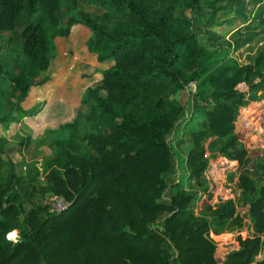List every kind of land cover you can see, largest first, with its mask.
Returning a JSON list of instances; mask_svg holds the SVG:
<instances>
[{"label":"trees","instance_id":"obj_1","mask_svg":"<svg viewBox=\"0 0 264 264\" xmlns=\"http://www.w3.org/2000/svg\"><path fill=\"white\" fill-rule=\"evenodd\" d=\"M220 1L107 0L90 15L76 0H0V144L23 137L27 152L45 144L43 179L70 203L51 213L21 143L10 144L0 175V264H174L168 243L176 264H264V186L239 174L230 198L206 192L214 159L245 157L234 122L264 88V52L251 64L232 58L239 36L226 39L236 22L218 23ZM207 8L212 16L196 25ZM77 27L89 32L94 64L71 71L55 59ZM96 76L107 91L81 88L71 116L34 126L51 91ZM241 84L248 90L234 91ZM7 89L18 94L17 116L4 113ZM209 143L216 151L207 158ZM174 161L180 180L168 203L164 175ZM248 218L253 236L238 234L239 249L219 262L211 234L243 230Z\"/></svg>","mask_w":264,"mask_h":264},{"label":"rangeland","instance_id":"obj_2","mask_svg":"<svg viewBox=\"0 0 264 264\" xmlns=\"http://www.w3.org/2000/svg\"><path fill=\"white\" fill-rule=\"evenodd\" d=\"M105 1L107 0H76V4L87 14L95 15L99 13V7L102 6ZM217 8L222 9L216 14L218 23H223L228 19H234L236 22V27L232 31L224 33L226 39L232 42L233 39L231 36L233 34L239 36L238 47L235 48L232 58L241 65L253 63L258 54L262 51L264 52V0H221L217 3ZM212 14V9H204L196 16L194 23L200 26L210 18ZM238 16L246 17L248 20L243 23ZM21 30L22 27H19L17 33L20 39H22L19 34ZM218 30H220V28ZM88 36L89 32L86 29L77 27L69 38L60 40L55 63L71 71L74 69H81L87 64H94L84 45V41ZM93 84L96 85V88L101 92H105L109 89L108 83L104 81L101 76L86 80H73L68 85L55 88L48 94L50 103L44 108L42 117L37 120L34 126H42L47 122H60L63 118L71 116L72 104L78 103L81 100V88ZM248 88L249 86L247 84H241L234 88V91H246ZM17 95L16 92L9 89L3 91L2 100L5 103V114L10 111L13 112L15 116L19 114L17 110H14L15 96ZM256 97V103L250 108L243 110L234 122V132L239 136L242 149L246 152V155L243 159H236L230 164L229 170L232 172H230L227 177H229L228 179L231 181V190H228V196L229 194L232 196L231 193L239 174L250 178L254 183V187L257 189L264 186V88L257 92ZM29 105L30 103L26 102L22 106L23 108H28ZM186 116L187 112L184 113L183 118ZM97 121L98 117L92 120L94 124H96ZM175 133L176 130L169 135V138H173ZM213 141L215 142L216 139ZM13 142L21 143V155L23 156V162L29 167V175L35 177L38 190L43 198L50 201L53 196L51 194V188L48 187L43 178L45 176V162L51 158V152L48 151L45 144L42 148L32 146L27 152L25 151V138L23 137L1 143L0 159L2 158L3 160L0 161V175L3 176L5 170L4 165L6 163L5 156H3L2 152ZM207 150V158H210L216 151L210 149V143L207 144ZM212 165L213 164H211V166ZM52 169L60 172V168L56 165H52ZM164 179L167 182L168 188L164 193L162 201L169 203L170 198L176 191V185L180 180L176 161L173 162L172 168L164 175ZM208 184L209 187L206 189V192L211 188L214 191V198L216 200L217 189H215L213 183L211 184L208 182ZM217 199L223 201V199L219 197ZM205 204L206 199L204 197L197 204L195 209L197 215L202 214ZM162 216H166V214H162ZM250 220L249 218L247 219L246 226L251 225L249 223ZM155 227L160 228L161 225L156 224ZM240 233L239 235L245 237L244 231ZM15 238L16 232H11L8 235V240L10 241H13ZM167 249L171 260L176 264V248L172 246Z\"/></svg>","mask_w":264,"mask_h":264},{"label":"built area","instance_id":"obj_3","mask_svg":"<svg viewBox=\"0 0 264 264\" xmlns=\"http://www.w3.org/2000/svg\"><path fill=\"white\" fill-rule=\"evenodd\" d=\"M189 88L193 92L196 91L195 84L189 85ZM231 163L232 161H227L224 158L219 156L212 161L213 165L210 166V168L208 169V172L206 171L205 173L207 176L208 182H210L211 184L213 183L215 189H217L216 201H219V199H217L218 197L223 200H226L228 197H231L230 194L228 196V190H231L230 188L231 181L230 179H228L229 177H227L229 173L231 172V170H229ZM50 203H51L50 210H51V213L53 214H61L64 211H66L70 206V203L68 201L56 195L51 197Z\"/></svg>","mask_w":264,"mask_h":264},{"label":"crops","instance_id":"obj_4","mask_svg":"<svg viewBox=\"0 0 264 264\" xmlns=\"http://www.w3.org/2000/svg\"><path fill=\"white\" fill-rule=\"evenodd\" d=\"M249 223L253 224V219L249 221ZM246 226L243 230H238L236 233H221L219 235H216L214 233L211 234V237L216 243L217 253H216V259L219 262H222L224 258L228 256L233 251H236L239 249V243L237 241L238 234H241L240 232L244 231V235L246 236H253L254 229L252 226ZM174 248V247H173Z\"/></svg>","mask_w":264,"mask_h":264},{"label":"water","instance_id":"obj_5","mask_svg":"<svg viewBox=\"0 0 264 264\" xmlns=\"http://www.w3.org/2000/svg\"><path fill=\"white\" fill-rule=\"evenodd\" d=\"M171 247H172L171 243H168V244L166 245V248H171Z\"/></svg>","mask_w":264,"mask_h":264}]
</instances>
